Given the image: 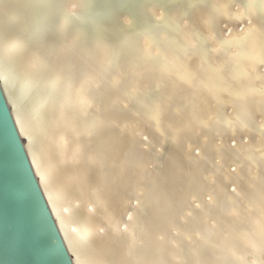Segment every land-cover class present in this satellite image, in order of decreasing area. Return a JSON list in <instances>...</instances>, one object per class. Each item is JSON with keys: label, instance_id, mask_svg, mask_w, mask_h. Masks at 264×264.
<instances>
[{"label": "bare ground", "instance_id": "bare-ground-1", "mask_svg": "<svg viewBox=\"0 0 264 264\" xmlns=\"http://www.w3.org/2000/svg\"><path fill=\"white\" fill-rule=\"evenodd\" d=\"M111 1L0 0V84L74 263L264 264V10ZM207 47L220 85L235 87L219 89L227 114L202 83ZM27 199L0 219V264H27L38 244L20 224Z\"/></svg>", "mask_w": 264, "mask_h": 264}, {"label": "water", "instance_id": "water-1", "mask_svg": "<svg viewBox=\"0 0 264 264\" xmlns=\"http://www.w3.org/2000/svg\"><path fill=\"white\" fill-rule=\"evenodd\" d=\"M112 1H111V3H112ZM244 1L248 2V0H244ZM251 5H252V7L253 6L255 7V10L259 15L258 19L262 20L261 18H263L262 12L264 10V7L261 8V6H259V0H252ZM261 23L262 22H260V24L258 25V32L261 35V42H260L261 48H260L258 55H260V57L261 56L264 57V26H262ZM131 25H132V23H131ZM65 27H68V25L63 26V28H65ZM30 37H28V38H30ZM221 41H222L224 46L229 45V44L227 45V42H225L224 40L220 39V42ZM28 45H29V43H28V41H26V46H28ZM225 48L226 47H224V49ZM205 50L202 52H201V50L199 51L201 54L202 61L203 60L206 61L205 63H203L204 65L202 67L205 69L204 73L205 72L208 73L206 76L204 75L205 77L203 78L204 80L202 83L205 85L208 84L209 89L213 90L212 95L210 97L212 100H216V101L218 100L217 103H215V104H217V106L220 104V112L219 113L220 114H222V113L227 114L226 107L229 106V103H227L226 101H224V99H222L219 89H221L223 91L226 89V92L228 93L230 91L231 92L235 91V87L231 86L230 90H229V88L224 86L225 89H223V87L220 85L218 77L216 76V68H214V66H213L214 63L212 64L210 62V58H209L210 56L209 57L206 56L208 53V50H209L208 47H207V52ZM209 52H211V51H209ZM74 54H76V51ZM71 57L76 59V57H74V56H71ZM160 57H161V55L154 57L152 59L156 60V59H160ZM48 72H49L48 73L49 79L53 81V79L55 78V77H53V75H54L52 73L53 71H51V69H49ZM238 72H240V74H242V72L240 70ZM55 85H57V83H55ZM154 85L155 84H153V86L151 87L153 89L152 90L153 93H155L157 91L155 88L156 86H154ZM53 101H55V100H51V102H53ZM48 104L49 103H47V105ZM145 107H144V110L148 111L150 113L149 115L152 117V120H154V123H155L154 127L155 128L158 127L160 119H159L158 114H157V107L155 105L152 106V104L150 105L149 109H147ZM0 118H1V120H0V145L8 148V146H7L8 139L7 138H9V140L11 139L13 141V144H14L12 151H10L8 149V152H7V150L3 149V150H1V151H3V153L0 152V219H1V221H2V218L5 217V215L8 211L12 215H13V210L15 212H17L19 204L21 201L28 202L27 196L33 198L35 201V205H32V207H30L29 205L24 206V208L22 210V212H23V215L21 218L22 222H20V224L22 226L21 228L24 231L23 233L26 236L29 235L30 239L33 242H34V240H38V244H35L33 246V249L31 252V257L28 260L27 264H37L36 262H37L38 258L36 257V255L37 254H44V252L49 251L51 249H55L56 251H54V254L47 255L49 262H46V264H75L72 257H71L70 251L67 249V247L63 241V238L61 236V233L59 231L57 223H56L54 216L51 212L50 206H49L47 199L44 195V192L40 186L39 179L33 170V167L31 165L28 153H27L26 148H25L23 137L20 135L19 130L15 124L9 103L6 99V96H5V93L1 87V84H0ZM145 121L149 127H152V124L149 120H145ZM251 121L253 122L254 120H251ZM257 125L258 124L256 123V126ZM151 129L155 130L153 127ZM238 132L241 133L242 129L240 128L238 130ZM167 148L168 147H164L163 150L160 151L161 155L158 156V160L163 159V156L165 155V150ZM201 153L203 156V169L202 170L205 171V169H204L205 162H208L210 160V152H208V150L205 148V150L202 149ZM15 155H18V157L20 158L18 161H19L20 169L23 173V178H21L22 183L17 179V177L14 174L12 175L11 167H10V164L8 162V159L15 160V158H14ZM157 170H159L158 167H157ZM157 177H159V178L161 177V172L157 175ZM25 179H27V182L29 185H26ZM150 185H151V180H150ZM163 185H164V182H163ZM23 191H26V193H24ZM27 191H28V193H27ZM12 203H13V210L10 209ZM164 205H165V203L162 200L160 202V210H163ZM39 212L42 215L41 221L36 219V215L39 214ZM159 216H160V214H159ZM43 220H45V224L48 227L47 232H45L43 229H41L42 228L41 226H40L41 228L39 227V225L41 224V222ZM12 228H13V226H12L11 221L5 225L4 237L7 240H9V237L12 236L14 233V230ZM12 244H14V243H12ZM35 258H36V261L34 260Z\"/></svg>", "mask_w": 264, "mask_h": 264}, {"label": "rangeland", "instance_id": "rangeland-1", "mask_svg": "<svg viewBox=\"0 0 264 264\" xmlns=\"http://www.w3.org/2000/svg\"><path fill=\"white\" fill-rule=\"evenodd\" d=\"M38 31H40V28H39V30Z\"/></svg>", "mask_w": 264, "mask_h": 264}]
</instances>
